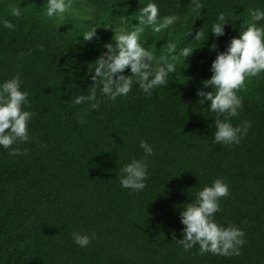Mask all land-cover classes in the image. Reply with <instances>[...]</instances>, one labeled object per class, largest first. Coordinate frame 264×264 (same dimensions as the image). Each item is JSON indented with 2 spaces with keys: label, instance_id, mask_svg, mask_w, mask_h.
<instances>
[{
  "label": "trees",
  "instance_id": "obj_1",
  "mask_svg": "<svg viewBox=\"0 0 264 264\" xmlns=\"http://www.w3.org/2000/svg\"><path fill=\"white\" fill-rule=\"evenodd\" d=\"M47 2L0 0V21L14 25L0 23V85L19 75L31 102L25 110L35 114L32 141L14 145L24 155L10 156L0 146V264H264V73L246 79L238 93L243 108L231 122H251L238 145L214 142L215 114L197 95L211 91L203 82L231 40L252 23L264 26L251 16L264 11V0H200L199 12L191 0H73L69 11L52 18ZM148 3L157 4L161 20L179 19L159 33L146 25L143 46L157 59L168 42L177 54L184 47L192 54L175 61L176 73L151 97L134 82L115 102L96 86V110L73 104L91 93L89 68L106 44L115 45L116 24L134 30ZM11 6L22 8L21 16ZM220 14L228 22L217 38L211 29ZM93 29L96 37L84 41ZM201 29L204 37L196 41ZM213 42L217 49L210 51ZM123 74L131 75L130 68ZM141 140L155 154L147 157L146 187L137 192L121 186L120 169L145 159ZM217 179L230 195L214 220L244 230L240 255H201L198 245L185 251L176 242L185 235L183 208ZM73 232L95 238L81 248Z\"/></svg>",
  "mask_w": 264,
  "mask_h": 264
},
{
  "label": "clouds",
  "instance_id": "obj_2",
  "mask_svg": "<svg viewBox=\"0 0 264 264\" xmlns=\"http://www.w3.org/2000/svg\"><path fill=\"white\" fill-rule=\"evenodd\" d=\"M191 3L194 12L203 8L200 0H191ZM72 6L73 0H48L46 15L50 18L62 17ZM10 10L13 16H21L22 8L11 6ZM251 16L254 22L264 21V11H252ZM136 19L140 23L134 25V30L130 32L125 29L123 23L116 24L115 45L106 44L107 51L95 60L94 68H89L88 75L94 82L91 93L77 96L72 101L73 104H88L90 109L96 110L100 106L97 102L96 86H101L102 95L115 102L118 97L129 95L134 82L151 97L153 90L168 85L169 75L176 73L175 61L181 56L186 59L194 51L191 47H184L177 54V45L168 42L163 47L164 54L157 59L141 42L145 26H151L154 32L159 33L168 29L179 18L165 16L161 20L157 4L148 3ZM218 21L211 29V33L217 38L225 35V25L228 22L223 14H220ZM0 23L6 29H14L13 23L7 19ZM96 35V29H93L83 34V39L91 42ZM203 37L201 29L197 32L195 40L199 41ZM208 39L209 36L207 41ZM216 49L217 44L213 42L210 51ZM128 68L131 75H124ZM211 70L212 77L203 82L204 88L211 91L198 90L197 95L201 97L198 103L205 105L210 102L208 108L215 114L214 142L229 146L238 145L251 128V122L245 121L242 125L233 126L231 120L233 117L238 118L243 108V99L238 93L241 89L246 90V79L259 78L261 73H264V26L258 27L256 23H252L241 33L240 38H233L227 50L217 55ZM21 84L22 81L17 75L0 85V146L10 149V156L24 155L26 150L21 151L14 145L30 143L33 139L29 132V122L35 114L25 110L31 107V102L28 99L29 93L21 90ZM81 123H84L83 119ZM140 147L144 150L145 159H133L120 169L121 186L137 192L146 187L147 157L155 154L147 141L141 140ZM229 195V186L223 180L217 179L211 186H205L197 193L195 202L188 203L186 208H183L181 222L185 225V235L182 240L176 242L181 244L185 251L198 245L201 255L212 253L231 257L241 254V248L246 243L244 230L234 225L223 227L214 220V214L222 210L220 200ZM72 236L81 248L87 247L95 238L78 232H73ZM173 238L175 239V233Z\"/></svg>",
  "mask_w": 264,
  "mask_h": 264
}]
</instances>
